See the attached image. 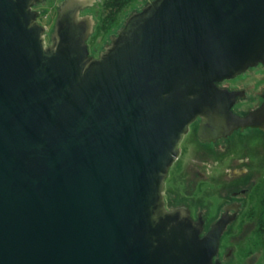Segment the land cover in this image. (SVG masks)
<instances>
[{"label": "water", "instance_id": "1", "mask_svg": "<svg viewBox=\"0 0 264 264\" xmlns=\"http://www.w3.org/2000/svg\"><path fill=\"white\" fill-rule=\"evenodd\" d=\"M42 1L0 0V264H221L226 218L202 236L165 180L196 117L264 129L217 86L264 63V0H150L98 57L96 0L59 2L49 44Z\"/></svg>", "mask_w": 264, "mask_h": 264}, {"label": "flooded vegetation", "instance_id": "2", "mask_svg": "<svg viewBox=\"0 0 264 264\" xmlns=\"http://www.w3.org/2000/svg\"><path fill=\"white\" fill-rule=\"evenodd\" d=\"M217 86L229 95L231 110L246 116L264 101V63ZM203 121L232 119L198 116L190 124L165 180L166 208H186L193 221L203 224L202 236L226 218L214 261L264 264V129L245 126L203 138Z\"/></svg>", "mask_w": 264, "mask_h": 264}, {"label": "rangeland", "instance_id": "3", "mask_svg": "<svg viewBox=\"0 0 264 264\" xmlns=\"http://www.w3.org/2000/svg\"><path fill=\"white\" fill-rule=\"evenodd\" d=\"M61 1L63 0H44L34 8L35 10L40 11L38 19L39 22L47 28L45 38L46 44L50 43L51 33L53 32L55 20L58 13L57 4ZM102 1L103 0H96L95 5L90 6L84 11V15H90L91 13L94 20L97 19V22L94 26V31L88 40L90 53L94 57H98L100 53L105 50L106 46L110 44L111 37L117 34V31L123 26V23L128 18V16L134 11L141 10L150 0H137L134 4L124 10V12L121 14L119 24L111 32L95 37L97 25L102 14ZM41 9L43 10L41 11Z\"/></svg>", "mask_w": 264, "mask_h": 264}, {"label": "trees", "instance_id": "4", "mask_svg": "<svg viewBox=\"0 0 264 264\" xmlns=\"http://www.w3.org/2000/svg\"><path fill=\"white\" fill-rule=\"evenodd\" d=\"M137 0H103L102 14L95 37L111 32L120 22L121 14Z\"/></svg>", "mask_w": 264, "mask_h": 264}]
</instances>
